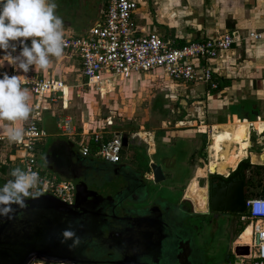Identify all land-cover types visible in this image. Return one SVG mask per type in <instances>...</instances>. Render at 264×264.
Here are the masks:
<instances>
[{"label": "crops", "instance_id": "crops-1", "mask_svg": "<svg viewBox=\"0 0 264 264\" xmlns=\"http://www.w3.org/2000/svg\"><path fill=\"white\" fill-rule=\"evenodd\" d=\"M77 1L80 2V10L74 9L69 0H55L56 14L74 32L77 31L73 28V23L81 15L86 14V8L93 10L92 24L104 12V0ZM139 3L135 15L138 27L144 31L175 38L180 45L217 37L227 32L246 36L234 47L221 51L212 61L216 88L166 78L168 86L172 88V96L177 98L179 107L183 106V111L176 115L178 124L173 127L168 126L169 129L164 127L158 131L144 133L149 134V139L144 137L148 148L134 141L135 137L143 136V133L134 134L130 137L129 146L123 150V159L126 157L125 163L131 165L134 161L132 157L138 158L137 154L141 155L138 149L146 150L148 156L142 153L141 157L144 155L146 160L162 165L167 178V171H170V166L176 161L175 155L170 150H174L179 140L189 144L190 155L188 154L186 162L181 164L186 167L185 173L182 174L180 169L171 171L168 180L169 190L181 191V195L178 194V198L172 193L169 197L164 195L151 197L147 192L144 197L134 200L149 208L154 202L158 205L154 213L146 211L140 215L145 219L144 226L141 228L144 233L141 242L145 241L154 245L153 243L161 242L159 239L161 236L166 235L165 240L170 242L173 248L171 256L164 257L158 250L157 259L146 258L152 264H199L196 257L199 246L198 232L191 229L188 224H185L186 232L178 231L177 226L169 220L170 218H165L163 212L166 209H181L186 216L193 219L194 217L209 218L215 226L211 229L217 231L218 238L220 234H223L225 240L228 235L227 241L230 243L225 244H230L232 247L231 251L226 249L223 252V257L220 255L221 264H241L242 260L244 264H254V259L251 257L243 258L235 254L237 245H245L240 241L243 227L241 224L238 225L236 217L211 212L207 196L202 200V205L198 204V197L192 195L190 185L200 180L203 181V186L199 185V188L204 191L207 189L204 181H207L210 170H205V173L204 170H200L199 174H195L197 164L194 163L197 162L194 159L196 153L202 152V149H199L201 138L203 149L206 153L208 152V156H201V161L208 163L207 166L214 164L217 168L226 169L236 163L239 165L246 159L251 160L254 165H264V151L260 152L264 144V36L258 38L250 36L251 33L264 32V0H139ZM63 5L69 7L65 9ZM57 65L56 60L51 58L47 69L35 71L33 67L32 70L39 74H56ZM150 75L159 76L153 73ZM137 80L135 79L134 83ZM71 86L80 87L81 85ZM32 95L34 96L30 94L29 101L33 109L32 114L39 110L38 119L41 126L44 122L49 125L56 118L58 125L51 128L48 134L54 139L57 138L60 130L57 109H50L48 104L44 105L40 100L35 104L32 102ZM68 105L69 101L66 100L67 108ZM32 114L27 121H17L15 126L24 127L31 120ZM8 126L9 122L0 121V134H6L4 130ZM195 126L198 129H195ZM254 135L257 137L253 138ZM128 155L130 159H127ZM255 156H261L263 160L257 161ZM136 161L140 162L138 159ZM147 177L153 178V173ZM158 214L162 216L158 218L156 228L151 221L153 217H158ZM185 238L191 239V242L186 244Z\"/></svg>", "mask_w": 264, "mask_h": 264}, {"label": "built area", "instance_id": "built-area-1", "mask_svg": "<svg viewBox=\"0 0 264 264\" xmlns=\"http://www.w3.org/2000/svg\"><path fill=\"white\" fill-rule=\"evenodd\" d=\"M139 4V0H104L103 15L83 32L71 31L64 23L63 55L79 59L81 73L86 78L85 85L108 82L116 85L117 82L153 73L173 81L216 88L212 61L221 51L234 47L246 36L227 32L180 45L175 38L140 29L135 17ZM250 36L263 37L264 32L251 33ZM14 43L17 44V51L13 55H17L21 45ZM7 64L2 73L20 75L21 86L27 88L29 93L39 98L56 96L62 99L63 110L68 109L66 100L69 101L71 85L52 73L39 74L32 68L23 73ZM39 116V110L34 112L31 120L21 128L24 135L20 142H14V157L19 159L22 170L37 172L43 182L37 189L31 190L33 193L40 191V195H51L73 204L76 200L74 181L60 176L40 162L41 145L49 134L40 125ZM73 118L71 115H67L65 119L59 116L60 136L75 141L84 157L92 156L110 163H120L123 160L125 132L117 131L113 136L92 132L86 126L87 123L80 131L77 124L72 123ZM241 221L246 223L245 227L252 226L251 243H245L250 245V254L242 257H251L254 264H264V185L257 195L247 199V210L241 214ZM242 263L244 264L243 260ZM30 264L44 263L33 261Z\"/></svg>", "mask_w": 264, "mask_h": 264}, {"label": "rangeland", "instance_id": "rangeland-1", "mask_svg": "<svg viewBox=\"0 0 264 264\" xmlns=\"http://www.w3.org/2000/svg\"><path fill=\"white\" fill-rule=\"evenodd\" d=\"M69 1L74 9H81L79 1ZM63 6L65 9L69 7L66 5ZM85 11L86 14L81 15L78 20H75L73 23V28L77 32L85 31L92 24L91 17L93 10L86 8ZM3 53L4 51L0 50V56H3ZM54 60H56L58 64L57 71H55L56 74L52 73L55 77L69 85L75 86L80 84L81 86L71 88L67 110H63L62 99L56 96H47L40 99L32 95V102L36 104L40 100L42 104H48L50 109H57V115L61 116L62 119H65L67 115L73 116L72 123L77 124L80 131L83 130L84 125L87 123L86 126L88 128L90 127L92 132H103L106 133L105 135L109 136H113L117 131H123L125 134L129 135V137L142 132L143 136L139 135L135 137L134 141L148 148V144L144 141V137L145 139H149V134L144 133L158 131L164 127L169 129V127L178 124L176 122V115L183 111V106L181 105L179 107L180 104H178L177 98L172 96V88L168 86L165 77L161 75L152 77L150 74H143L142 76H138V78L134 77L130 80L117 82L115 86L110 84V82L106 83L104 86V83L89 86L85 85L86 78H84L81 73L78 58L70 59L62 55L61 58H54ZM6 66H8L7 62H5L3 66H0V73H2ZM135 79H138L136 83H134ZM108 92L110 93L108 94ZM54 98L56 99L55 101L53 100ZM198 123H200V121ZM57 125L58 122L56 118H54L49 125L44 122L42 126L49 133L51 132V128ZM195 129H198V127L195 126ZM58 136H60V130ZM256 137V135L253 136V138ZM53 139L52 136H49V138L43 140L44 146L41 145L42 148L40 149L42 154L40 162L42 165H46L43 160V155ZM15 147L16 145L14 142H10L7 139L6 134H0V186H3L8 180L14 179V177L11 176L13 169H22L19 159L14 157L16 153ZM258 148L260 149V147ZM199 149H202V152L196 153L195 157H198V159H194L197 162L194 163L197 164L195 174H199L200 170H204V173L205 170H207L206 164L208 163L205 164V161H201V156H206L208 153L203 149L202 138ZM263 151L264 144H262L260 152ZM170 152H173L172 154L175 155L176 161L170 166V171H167V178L158 185L160 186L158 194L159 196L164 195V197H169L170 193H172L178 198V194L180 196L181 191L176 192V190H169L168 180L171 171L180 169L182 174L185 173L186 167L181 164L186 162L188 154L190 155L189 144L179 140L177 146H175L173 151L170 150ZM249 178L250 192L255 196L264 185V165H253L250 169ZM190 192L194 197H198V204L202 205V200L205 199L204 197H206L207 191L199 188L197 182H193L190 185ZM137 204L141 206V203ZM238 217L239 223L244 227L246 223L240 220L241 215H238ZM185 222L191 229L198 232L199 246L197 247L196 257L198 258L199 264H221L220 261L222 260L223 252L226 249L231 251L232 247L230 244H225L230 243L227 241L228 235L225 240L223 234H220V238H218L217 231L211 229V227H215L212 225L213 222L206 217H194V219L186 217ZM220 255H222V257Z\"/></svg>", "mask_w": 264, "mask_h": 264}, {"label": "flooded vegetation", "instance_id": "flooded-vegetation-1", "mask_svg": "<svg viewBox=\"0 0 264 264\" xmlns=\"http://www.w3.org/2000/svg\"><path fill=\"white\" fill-rule=\"evenodd\" d=\"M77 149L80 150L79 148ZM138 150L141 151V155L143 153L145 156H148L146 150L141 148ZM45 153L46 150L43 155L44 161ZM137 155L138 158L132 157V160H134L132 161V165L125 163L126 157H124L120 163H117V165H111L103 159L89 156V158L95 159V163L97 164H92L93 162L89 163V169L81 176L82 181L86 184L85 192L89 194L92 190L101 191L104 187H108V190L98 198V201L102 202L103 207H106V214L104 213L105 217H103L101 212L94 214L95 220H97L100 226L98 230L101 228L107 233L109 230V233L113 234V236L117 235L114 230H111L110 225H106V223L102 222L109 221L110 223L121 224L125 234L118 242V238L108 240L107 238H100L99 235L96 236L97 233H95V239L90 240L91 245L95 248L89 247L86 254L87 256L78 259V261H80L79 264H152L146 257H149V259H157L159 243H153L154 245H151L152 243L149 244L145 241L141 242L144 236L141 228L144 226L143 221L145 219L140 215L146 211L154 213L158 205L154 202L149 208L147 205L141 203V206H139V204H137L138 202H134L136 198L144 197L147 192H149L151 197L159 196L160 186L155 183L154 172L151 167V164L156 162L146 160L144 155L142 157L140 154ZM129 157L128 155L127 159L131 158ZM79 159L82 161L84 157L79 155ZM137 159L140 161L139 163L136 161ZM244 164H246V168H243ZM237 165L238 163L230 165L226 169L224 167L217 168L214 164L206 166L210 172L207 176V181H204V183L206 182L207 185V187H205L207 188L206 196L209 200V209L211 212V197L213 192L217 193L218 185L219 187L226 186L228 181L234 176H236V181L244 178L247 184V199L252 196L249 177L250 169L254 164L249 159H246L238 166ZM232 169L235 170L230 172ZM151 173H153V178H148L147 176ZM239 173L240 177L237 176ZM244 174H246V178ZM197 183L203 186V181H198ZM98 201L96 200V202ZM163 212L165 218L176 217L174 216V213H176L178 215L177 220L181 221V223L177 222L176 224V218H170L169 220L177 226L178 231L183 232V230H185L186 232L187 229L185 228V224L187 223L185 222V218L188 216H186L181 209H166ZM167 213L169 214L168 216ZM213 213L233 215L236 217L238 225L240 224L238 221V214L214 211ZM171 214L173 216H171ZM161 216L162 214L158 217H153V220L151 219V223L156 226V228L158 226L157 220L161 218ZM214 217L216 218V215H214ZM41 229V224L31 219L5 220V217H0V264H18L23 257H25L24 254L25 249L28 248L27 245L38 240L37 237L40 235ZM165 237L166 235L161 236V238H159L160 241L164 243ZM108 241L112 242L109 243ZM189 241L191 242V239H184L186 244H188ZM153 247L155 248L153 249ZM172 252L173 248L171 247L168 256H171L170 254H172ZM143 259H146L148 263L144 262Z\"/></svg>", "mask_w": 264, "mask_h": 264}, {"label": "water", "instance_id": "water-1", "mask_svg": "<svg viewBox=\"0 0 264 264\" xmlns=\"http://www.w3.org/2000/svg\"><path fill=\"white\" fill-rule=\"evenodd\" d=\"M129 140V135L125 134L123 136L124 148L129 146ZM79 155H82V153L77 149L75 141L65 136H58L53 139L46 148L45 153V162L49 169L62 177L74 181L76 185V200L73 204L66 203L47 194L34 195L26 198V206L24 208L13 205L15 212L12 214L11 219L5 217V220L31 219L39 222L42 226L40 235L37 237L38 240L27 245L25 257L18 264H30L33 261L49 264H79L80 261L78 259L87 256L88 248L94 247L91 245L90 240L95 239V233H97L96 236L99 235L100 238H107L108 240L118 238V242L124 236L125 232L121 224L102 221V219L101 221L106 223V225H110L111 230H114L117 235L113 236V234L109 233V230L108 233L101 228L98 230L100 226L95 220L94 214L101 212L103 217H105L106 207H103L102 202L98 201V198L108 190V187H104L101 191L92 190L89 194L85 192L86 184L82 181L81 176L89 169V163L93 162L92 164H94L96 160L82 155L84 159L81 161ZM108 163L117 165V163ZM151 167L153 168L155 183L161 184L166 179L162 165L152 163ZM243 168H246V164L243 165ZM240 173L237 176L240 177ZM244 176L246 178V174ZM235 177L228 181L224 187H219L218 185L217 193L213 192L211 197L212 211L238 215L246 212L247 184L244 178L236 181ZM174 214L176 217L170 218H176V224L177 222L181 223V221L177 220L178 215ZM171 216L173 215L171 214ZM67 228H71L80 237L78 246L70 248L71 240L62 242V233ZM108 242L111 243L112 241ZM171 247V243L165 240L164 243H159L158 250L165 257L168 256ZM235 254L237 256L249 255L250 245H237ZM143 260L148 263L146 259Z\"/></svg>", "mask_w": 264, "mask_h": 264}, {"label": "clouds", "instance_id": "clouds-1", "mask_svg": "<svg viewBox=\"0 0 264 264\" xmlns=\"http://www.w3.org/2000/svg\"><path fill=\"white\" fill-rule=\"evenodd\" d=\"M55 0H0V66L5 62L15 71L27 73L30 68L45 70L51 58L59 59L65 47L64 21L56 14ZM30 38V45L28 43ZM18 42L21 47L17 55ZM20 75L0 73V121L9 122L4 130L10 142L23 139V129L16 127L17 121H27L33 112L29 104L30 93L21 86ZM14 179L0 186V217L12 218L13 205L26 206V198L40 195L33 193L43 182L35 171L15 168L11 172ZM63 240H71L70 248L80 244V237L67 228L62 233Z\"/></svg>", "mask_w": 264, "mask_h": 264}, {"label": "bare ground", "instance_id": "bare-ground-1", "mask_svg": "<svg viewBox=\"0 0 264 264\" xmlns=\"http://www.w3.org/2000/svg\"><path fill=\"white\" fill-rule=\"evenodd\" d=\"M147 132V131H146ZM153 147V146H152ZM151 148V147H150ZM149 148V149H150ZM255 159L257 161H261L263 160V158L261 156H255ZM251 233H252V226H246L245 229L241 232L240 234V241L244 242V243H251ZM238 241V242H240ZM243 244V243H242Z\"/></svg>", "mask_w": 264, "mask_h": 264}, {"label": "trees", "instance_id": "trees-1", "mask_svg": "<svg viewBox=\"0 0 264 264\" xmlns=\"http://www.w3.org/2000/svg\"><path fill=\"white\" fill-rule=\"evenodd\" d=\"M244 228H245V226L241 229V231H243L244 230Z\"/></svg>", "mask_w": 264, "mask_h": 264}]
</instances>
